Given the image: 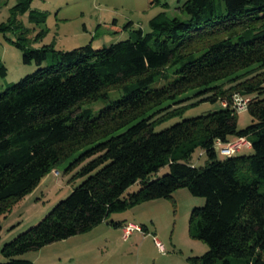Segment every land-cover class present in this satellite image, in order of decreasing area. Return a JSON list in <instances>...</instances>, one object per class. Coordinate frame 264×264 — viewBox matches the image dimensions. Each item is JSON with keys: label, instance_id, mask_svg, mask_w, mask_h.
Masks as SVG:
<instances>
[{"label": "trees", "instance_id": "trees-1", "mask_svg": "<svg viewBox=\"0 0 264 264\" xmlns=\"http://www.w3.org/2000/svg\"><path fill=\"white\" fill-rule=\"evenodd\" d=\"M176 7L187 17L162 11L147 32L139 28L134 39L108 45L62 51L15 41L37 68L0 91V218L62 163L84 179L3 243L0 264H36L20 255L180 187L205 199L188 215V229L208 248L189 261L264 264V0H184ZM49 55L51 63L40 65ZM169 75V83L150 86ZM112 90L121 97L96 112L87 106ZM235 93L250 97L252 120L243 128L237 112L221 104ZM199 101L220 107L155 129ZM241 136L250 153L214 149L216 140ZM195 150L206 155L203 166L192 163ZM163 166L168 170L152 177Z\"/></svg>", "mask_w": 264, "mask_h": 264}, {"label": "rangeland", "instance_id": "rangeland-1", "mask_svg": "<svg viewBox=\"0 0 264 264\" xmlns=\"http://www.w3.org/2000/svg\"><path fill=\"white\" fill-rule=\"evenodd\" d=\"M19 1L0 0V62L6 67V74L0 75V91L37 68L34 61L24 62L25 50L16 46L15 41H22L26 46L36 49L49 44L62 51L88 43L92 46L100 43L108 45L122 39H134L135 30L139 28L143 33L147 32L150 27L148 20L162 11L168 17H187L176 7L184 0H156L152 3L151 0H28L26 7H15ZM51 61L52 56L49 55L40 65L50 64ZM172 78V75L167 79L157 78L150 86L169 83ZM192 93L188 91L177 98ZM121 95L120 91L112 90L106 99L94 101L87 106L96 112ZM191 101H196V98ZM219 107V102H196L184 110L182 115L155 125V129ZM251 120L246 110L237 112L239 128L250 124ZM240 152L250 153L251 150L243 148ZM191 161L196 166H203L206 155H199V150H195ZM66 164L52 168L33 189L31 197H25L1 216L0 248L13 235L39 221L50 207L84 179V176L73 177L78 168L66 171ZM167 170V166H163L152 177L161 176ZM138 187L137 183L132 184L124 194ZM259 187L264 193V184ZM203 201L204 197L193 195L185 187H180L174 189L171 197L151 199L122 211H114L88 231L27 251L20 256L28 257L36 264H198L189 261L188 257L202 255L208 246L190 233L188 215L194 207L203 205ZM119 221L147 226L148 232L144 227L141 231L142 235L147 234L149 238L141 247L136 246L139 231H133L134 235L122 239L121 230L113 224ZM154 238L163 244L164 252L155 245ZM4 259L0 249V261Z\"/></svg>", "mask_w": 264, "mask_h": 264}, {"label": "built area", "instance_id": "built-area-1", "mask_svg": "<svg viewBox=\"0 0 264 264\" xmlns=\"http://www.w3.org/2000/svg\"><path fill=\"white\" fill-rule=\"evenodd\" d=\"M249 99H250L249 96H242L241 94L235 93L232 95L230 101L222 100L221 104L223 106L231 107V109H234L235 112H240L246 110L245 108H247ZM214 146H215L214 149H216L220 154L230 155L243 148L250 147V142L246 137L241 136V137H236L227 142L216 140ZM135 230L141 231L142 227L133 222H127L122 224L120 231L122 239L128 238V236ZM154 243L160 251L164 252V246L162 243H160L158 239L154 238Z\"/></svg>", "mask_w": 264, "mask_h": 264}, {"label": "crops", "instance_id": "crops-1", "mask_svg": "<svg viewBox=\"0 0 264 264\" xmlns=\"http://www.w3.org/2000/svg\"><path fill=\"white\" fill-rule=\"evenodd\" d=\"M41 181H42V179H41ZM30 194H32V193H30ZM30 194H28V195H26V198L27 197H29V195ZM33 195V194H32ZM32 195H30V197L32 196ZM119 222H121V221H119ZM130 222V221H129ZM125 222H121L119 225H118V228L121 230V225L122 224H124ZM144 226V225H143ZM144 230L146 231V232H148V227L147 226H144ZM136 231V230H135ZM143 231V230H142ZM142 231H139V233H138V240H139V242H138V244L136 245L137 247H141L142 245H143V242H145V240L147 239V238H149V235H145V234H143L142 235ZM14 234V233H13ZM132 235H134V232H132L129 236H132ZM127 239V238H126ZM26 258V257H25ZM28 258V257H27ZM28 259H30V258H28ZM31 260V259H30Z\"/></svg>", "mask_w": 264, "mask_h": 264}]
</instances>
